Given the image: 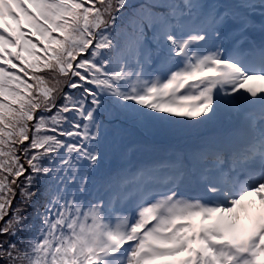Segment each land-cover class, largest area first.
Segmentation results:
<instances>
[{"label": "snow or ice", "instance_id": "obj_1", "mask_svg": "<svg viewBox=\"0 0 264 264\" xmlns=\"http://www.w3.org/2000/svg\"><path fill=\"white\" fill-rule=\"evenodd\" d=\"M0 264H264V0H0Z\"/></svg>", "mask_w": 264, "mask_h": 264}]
</instances>
